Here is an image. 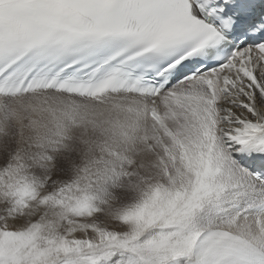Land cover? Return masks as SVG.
<instances>
[{
    "label": "snow or ice",
    "instance_id": "1",
    "mask_svg": "<svg viewBox=\"0 0 264 264\" xmlns=\"http://www.w3.org/2000/svg\"><path fill=\"white\" fill-rule=\"evenodd\" d=\"M0 264H264V0H0Z\"/></svg>",
    "mask_w": 264,
    "mask_h": 264
}]
</instances>
